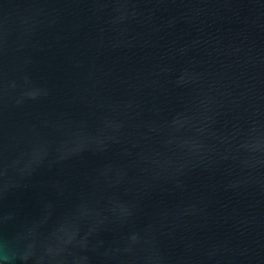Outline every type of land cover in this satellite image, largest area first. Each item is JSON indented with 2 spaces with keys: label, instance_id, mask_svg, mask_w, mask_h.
I'll list each match as a JSON object with an SVG mask.
<instances>
[{
  "label": "water",
  "instance_id": "obj_1",
  "mask_svg": "<svg viewBox=\"0 0 264 264\" xmlns=\"http://www.w3.org/2000/svg\"><path fill=\"white\" fill-rule=\"evenodd\" d=\"M0 264H264V0H0Z\"/></svg>",
  "mask_w": 264,
  "mask_h": 264
}]
</instances>
